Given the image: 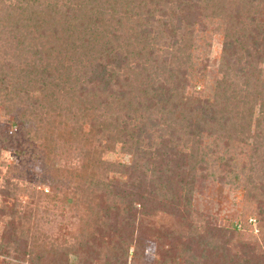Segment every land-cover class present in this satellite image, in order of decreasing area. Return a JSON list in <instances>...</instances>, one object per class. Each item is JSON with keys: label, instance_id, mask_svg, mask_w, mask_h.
<instances>
[{"label": "trees", "instance_id": "16d2710c", "mask_svg": "<svg viewBox=\"0 0 264 264\" xmlns=\"http://www.w3.org/2000/svg\"><path fill=\"white\" fill-rule=\"evenodd\" d=\"M263 64L264 0H0V153L23 132L32 151L0 161V256L264 264ZM223 187L242 213L199 207Z\"/></svg>", "mask_w": 264, "mask_h": 264}, {"label": "rangeland", "instance_id": "374dc122", "mask_svg": "<svg viewBox=\"0 0 264 264\" xmlns=\"http://www.w3.org/2000/svg\"><path fill=\"white\" fill-rule=\"evenodd\" d=\"M144 12V11H142ZM166 39V38H165ZM221 46H222V38L219 35H212V38L210 40V47H206V49L208 50L207 52V56L209 57L210 60L213 61V59H216L220 56L221 53ZM261 68H264V64L261 65ZM192 90L191 88H188V92L190 93ZM6 113L5 110H3L2 108H0V124L4 123V114ZM27 135L25 132L23 133H19V137L17 139H15L16 143H15V147L14 148H10V149H4L2 150V152L0 153V161L5 162L6 164H13V165H17L19 163V161L22 160V157L24 156V154L27 152L28 155H32L31 152L28 147H27ZM104 159H107L109 161H117V162H125L128 163L130 160V156L129 155H122V154H109V155H105ZM25 181L31 182L33 184V186H35L36 184L40 183V179L38 178V175L35 174V172L30 171L27 173L26 179ZM215 187V186H214ZM217 188V187H216ZM216 188H212V189H208L205 190L204 192V196H202L199 200V207H203L206 210H210L212 212L218 211L221 209V214L222 215H227V214H231V210L234 209L235 212L237 213H242V203H243V190L241 189H233V188H229L228 187H223L222 191L219 192L218 189ZM38 190H42L45 192L50 191V188L47 186H43L41 185L40 187L37 188ZM68 208H63L60 209L61 215H62V219L59 218V211L56 212V215H54V213H51L50 216H53V218L55 219L56 223H62V225H68V223L72 224V228H75V223L77 221H75L73 219V217H69L68 214L69 211L67 210ZM72 215V214H71ZM224 215V216H225ZM237 215V214H236ZM48 217V216H46ZM68 218L71 220L68 223H66V221L68 220ZM49 221H52L54 219L48 217L46 218ZM171 220H169L170 222ZM6 222V216H0V234H1V229L4 227ZM42 222H38L37 224ZM48 224L47 226H45L43 228V230L41 231V233L43 234V236L41 238H39V243H42L44 241V238L46 237V241L48 242H56V240L59 237V235L54 231V227L57 224ZM164 224H167L166 220L164 221ZM248 224L250 226L251 230H254L256 227V222L254 220H249ZM19 230H22L21 228H19ZM64 232V229H61ZM27 232V231H26ZM66 232V231H65ZM74 232V231H72ZM256 233V231H254ZM24 233V232H22ZM67 233V232H66ZM33 234V233H32ZM28 236H30L31 238V234H28ZM35 236V235H33ZM20 239H25L26 237H21ZM1 241V239H0ZM2 241L4 242H0L4 245H8L9 247H11V249H15V247L13 246L12 241H7L6 239H2ZM145 246H147L148 248L150 247L152 251H154V246L152 244H146ZM26 247V246H25ZM131 253V251H130ZM151 253V252H150ZM23 253H20V255H22ZM15 256V258H14ZM11 256V257H4V256H0V264H4L3 262H10L11 264H16L19 263L16 257V255ZM152 256V255H151ZM144 261H148L147 257L143 258Z\"/></svg>", "mask_w": 264, "mask_h": 264}]
</instances>
